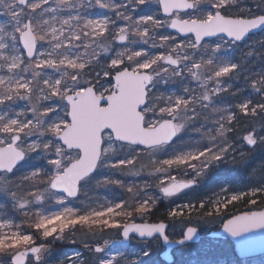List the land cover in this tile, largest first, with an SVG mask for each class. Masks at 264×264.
Instances as JSON below:
<instances>
[{
  "label": "snow or ice",
  "instance_id": "6c2138e0",
  "mask_svg": "<svg viewBox=\"0 0 264 264\" xmlns=\"http://www.w3.org/2000/svg\"><path fill=\"white\" fill-rule=\"evenodd\" d=\"M261 45L264 0H0V264H161L192 242L182 264H246L264 232Z\"/></svg>",
  "mask_w": 264,
  "mask_h": 264
},
{
  "label": "trees",
  "instance_id": "16d2710c",
  "mask_svg": "<svg viewBox=\"0 0 264 264\" xmlns=\"http://www.w3.org/2000/svg\"><path fill=\"white\" fill-rule=\"evenodd\" d=\"M219 171H221L222 173H225L227 175V178L231 181V183L233 185H235L236 187H241L242 177L239 176L238 174H236L235 172H229V171H231L230 166H227V167L226 166H221ZM144 179H147V177H145ZM153 188H154V186H153ZM217 190H218V188H217L215 182L205 183L203 186H200V187L197 188V190L195 192V195L191 199H192L193 203H195L198 199H207L209 196H211L213 194L214 191H217ZM149 191H151V190H149ZM121 193H122V190H115L114 193L113 192H109V194L111 195V199L113 198V195L119 197L121 195ZM155 193L157 195H159L156 191H155ZM124 198H126V194H124ZM171 206H173V205H171ZM169 207H170V201L168 199H161L158 202L157 207L154 209L153 214L149 218V222H158V220L161 217H165L167 215V211L169 210ZM239 209L241 211L245 210L243 205H240ZM231 211L235 212L236 209H231ZM15 220H16V223L22 222V226L25 228L26 231H29V232L34 231V229H31V228L28 227V223H30V222L24 221L22 215H17L15 217ZM137 221H140V220L137 219ZM179 228H180V225L177 224L176 225V231H179ZM218 228H219L218 224H213L212 229L216 230ZM198 229L201 232L204 231L201 228V223L198 224ZM169 231L171 232L172 229H169ZM82 234H83L82 231H80V230L77 231V236H81ZM173 238H177V237H173ZM132 244H137L135 239H133L131 241L130 245H132ZM129 246H126L127 249H129ZM197 246H198L197 244L192 245V249H195ZM79 247L82 248V246L79 245V244L73 245V244H69V243H66V242H64V243L57 242L56 245H55V250H56L57 253H62L64 251H69L70 249L79 248ZM123 249H125V247H123ZM162 249H163L162 247L156 249V252H155V255H154V258L156 260H160L159 253L161 252ZM191 258L192 257H186L185 255H183V256L182 255H176V259H175L174 263L175 264H182V261H187V260H190ZM256 259H262V257H259V258H256ZM252 260H247L246 263L247 264L251 263Z\"/></svg>",
  "mask_w": 264,
  "mask_h": 264
},
{
  "label": "rangeland",
  "instance_id": "374dc122",
  "mask_svg": "<svg viewBox=\"0 0 264 264\" xmlns=\"http://www.w3.org/2000/svg\"><path fill=\"white\" fill-rule=\"evenodd\" d=\"M258 37L257 36H253L252 37V39H257ZM260 47H264V45H261ZM149 190H151L150 192H152V193H155V191H156V189H155V187L153 188H151V189H149ZM159 194V193H158ZM99 195H101V196H103V197H106L107 199H109V200H111V195L109 194V191H106V190H100L99 191ZM195 195V192L194 193H190L189 194V196H181L179 199H176V203L177 204H179V203H184V202H187L188 201V199H191L193 196ZM69 207H79L80 205L78 204V203H76V204H69L68 205ZM174 206V205H173ZM53 210H55V209H53ZM138 222V221H137ZM17 224H19L20 226H21V228H22V230H24L25 232H29V231H26L25 230V228L22 226V222H18ZM212 227H213V224H203V223H201V228L204 230L203 232H208V231H210V230H212ZM77 229L78 230H80V231H82V233H86L87 231H88V225H83V226H80V225H78L77 226ZM83 235V234H82ZM81 235V236H82ZM138 245L137 244H132V245H130L129 246V249L128 250H132L133 248H135V247H137ZM116 247H120L121 248V250L123 251V250H125V249H123V247H121V246H116ZM198 247V246H197ZM196 247V248H197ZM196 248L195 249H192V251H191V254H188V253H185L184 255L186 256V257H192L193 259H195V251H196ZM73 250H79V251H83V248H81V247H79V248H73V249H70L69 251H64V252H62V253H57L56 252V254L57 255H62V254H64V253H67V254H71L72 252H73ZM159 253V252H158ZM175 255H181V253L179 252V251H176L175 252ZM191 258V259H192ZM155 259V258H154ZM160 261V260H159ZM161 262V261H160ZM161 264H164V263H162L161 262ZM175 264V263H174ZM247 264V263H246ZM248 264H264V257H262V259H253L252 261H251V263H248Z\"/></svg>",
  "mask_w": 264,
  "mask_h": 264
},
{
  "label": "water",
  "instance_id": "95a60500",
  "mask_svg": "<svg viewBox=\"0 0 264 264\" xmlns=\"http://www.w3.org/2000/svg\"><path fill=\"white\" fill-rule=\"evenodd\" d=\"M199 231V230H198ZM217 230H213L210 231L209 233L206 234V236L212 232H215ZM199 234L203 237L205 236L204 234L200 233ZM195 242H192V244H194ZM130 243H128L126 246H128ZM120 246V245H117ZM179 246L176 245H171V246H163L164 250L160 253V259L162 261H164L167 264H170L169 260L164 258V252L169 251L171 249V263L174 261V256L172 251L176 248H178ZM247 248H248V252H247V256H246V260L247 259H251V258H256V257H261L264 256V232H261L259 230L249 234L248 238H247Z\"/></svg>",
  "mask_w": 264,
  "mask_h": 264
},
{
  "label": "flooded vegetation",
  "instance_id": "af4514ba",
  "mask_svg": "<svg viewBox=\"0 0 264 264\" xmlns=\"http://www.w3.org/2000/svg\"><path fill=\"white\" fill-rule=\"evenodd\" d=\"M218 229H219V228H218ZM199 231H200V230H199ZM200 233H204V232H201V231H200ZM162 250H163V249H162ZM162 250H161V251H162ZM176 251H177L176 249L172 251V253H173L175 259H176V255H175V252H176Z\"/></svg>",
  "mask_w": 264,
  "mask_h": 264
}]
</instances>
